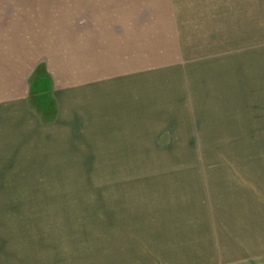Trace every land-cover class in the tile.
<instances>
[{"label": "rangeland", "instance_id": "374dc122", "mask_svg": "<svg viewBox=\"0 0 264 264\" xmlns=\"http://www.w3.org/2000/svg\"><path fill=\"white\" fill-rule=\"evenodd\" d=\"M94 2L23 0L119 32L92 93L73 60L30 92L46 146L0 188V264H264V0Z\"/></svg>", "mask_w": 264, "mask_h": 264}, {"label": "crops", "instance_id": "0c3cea01", "mask_svg": "<svg viewBox=\"0 0 264 264\" xmlns=\"http://www.w3.org/2000/svg\"><path fill=\"white\" fill-rule=\"evenodd\" d=\"M97 1L101 13L113 14L120 9H116L119 2L114 4V0ZM81 3L82 10L77 13H95L91 9L94 0ZM36 4L0 0V188L21 189V164L31 163L26 158L32 157L26 150L33 152L46 146L41 134L47 124L40 121L29 104V81L37 66L45 65L56 87V78L70 75L68 71L74 67L70 61H80L79 93L82 91L85 97L106 75V66L102 65L106 59L99 49L105 42L101 41L106 34L116 39L119 32L117 24L87 21L84 14L81 21L60 25L53 14ZM42 28L48 30L44 32ZM90 77L98 79H83ZM72 90L56 91L58 104L66 103L64 97L69 104Z\"/></svg>", "mask_w": 264, "mask_h": 264}, {"label": "trees", "instance_id": "16d2710c", "mask_svg": "<svg viewBox=\"0 0 264 264\" xmlns=\"http://www.w3.org/2000/svg\"><path fill=\"white\" fill-rule=\"evenodd\" d=\"M47 82L52 83V78L47 73L45 65L39 64L30 78V92H36L39 95V91L44 89V84ZM39 100L41 101L40 98ZM41 102H43V100Z\"/></svg>", "mask_w": 264, "mask_h": 264}]
</instances>
